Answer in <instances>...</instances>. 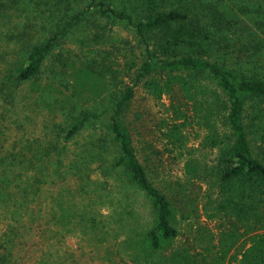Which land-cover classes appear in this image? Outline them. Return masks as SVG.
Wrapping results in <instances>:
<instances>
[{
    "label": "trees",
    "instance_id": "1",
    "mask_svg": "<svg viewBox=\"0 0 264 264\" xmlns=\"http://www.w3.org/2000/svg\"><path fill=\"white\" fill-rule=\"evenodd\" d=\"M40 1L61 5L60 18L23 61L1 73L0 98L12 101L26 87L48 98L45 105L58 107L64 118L52 124L44 142L26 140L0 153V200L13 192L11 196L28 204L47 186L58 185L46 215L49 221L100 232L108 224L83 196L92 199L87 187L93 171L118 173L147 200L151 214L150 225L138 234V251L131 254L135 264H264V0H127L137 12H131L129 2L117 6L113 0ZM112 24L132 30L142 49L137 67L125 74L130 80L123 88L111 89L119 80L108 56H91L78 64L59 54L55 63L60 68L44 78L49 54L74 29L106 31ZM105 34H93L94 51ZM139 86L156 99L169 97L176 121L169 127V144L182 146V127L196 123L206 129L199 144L216 150L210 161L191 156L185 173L200 181V191L203 183L208 185L211 207H205L222 229L217 250L211 243L180 247L156 262V253L168 251L179 235L175 203L194 200L200 191L187 192L182 184L185 197L172 184L164 190L140 161L126 120ZM79 99L98 105L79 109ZM88 128L91 140L70 150ZM74 178L75 188L69 186ZM125 213L122 219L131 221V213ZM10 255H0V264H10Z\"/></svg>",
    "mask_w": 264,
    "mask_h": 264
},
{
    "label": "rangeland",
    "instance_id": "2",
    "mask_svg": "<svg viewBox=\"0 0 264 264\" xmlns=\"http://www.w3.org/2000/svg\"><path fill=\"white\" fill-rule=\"evenodd\" d=\"M127 2L129 1L113 0L117 6ZM80 6L83 5L80 3ZM131 8V12H137L132 4ZM61 9V5L54 8L40 0H0V76L10 64L17 65L23 61L34 45L50 35L53 28L50 24L60 18ZM105 30L102 31L99 27L90 31L74 29L49 54L44 78L49 79L53 76L54 68H60V62L55 63L59 54L78 64L91 56L98 60L108 56V64L110 66L113 60L119 80L112 82L111 89L118 91L123 88L130 80L125 74L129 68L137 67L142 49L132 30L125 25L112 24ZM104 33L105 38L100 40L94 51L91 43L93 34L101 36ZM107 50L112 52L111 56ZM109 94L110 90L106 96ZM45 99L48 98L38 97L34 91L29 93L26 87L21 88L12 101L4 103L0 98V153L13 149L15 145L22 146L26 140L42 138L44 142L49 138L47 134L52 124L60 122L64 116L58 107L50 110L45 105ZM78 101L79 109L98 105L81 99ZM173 116L168 96L156 99L139 86L126 120L137 155L154 183L164 190L172 184L174 189L181 190L183 196L185 191L181 189V184L188 188L187 192L195 189L200 191V187H196L200 181L189 178L185 173L187 160L194 156L210 161L215 158L216 150L203 148L199 144L206 129L196 123H188L182 127L184 143L174 148L168 143L169 127L176 122ZM91 130L92 128H88L83 131L70 144V150H80V147L90 141ZM91 176L93 182L87 189H90L92 199L85 198L86 196L83 199L87 203L92 201L96 214L101 215L108 224L107 228L99 232L83 230L80 226L71 229L68 225H53L46 215L51 213L53 198L58 195V185L47 186L36 201L28 204L11 196L14 195L12 192L6 200H0V255L8 257V252H11L10 264H135L131 254L138 251V234L151 222L148 202L141 194L126 186L118 173L104 176L99 171H93ZM177 182L180 184H176ZM69 184L75 188L78 181L74 178L69 180ZM202 191L210 193L206 183H203L200 195L194 200L188 199L187 202V199H182L175 203L174 223L179 235L168 251L156 253V262L160 257L163 261L173 249L180 247L203 248L211 243L214 250L219 248L221 224L218 219L209 218L205 204L211 207L207 198L210 194L206 195ZM127 211L131 213V221L122 219ZM132 238L135 240L130 243ZM224 264H229V261L226 260Z\"/></svg>",
    "mask_w": 264,
    "mask_h": 264
}]
</instances>
